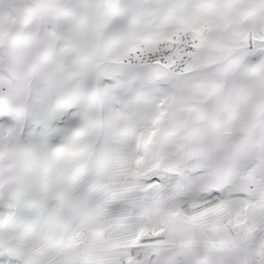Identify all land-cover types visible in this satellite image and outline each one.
<instances>
[{
	"label": "snow or ice",
	"instance_id": "snow-or-ice-1",
	"mask_svg": "<svg viewBox=\"0 0 264 264\" xmlns=\"http://www.w3.org/2000/svg\"><path fill=\"white\" fill-rule=\"evenodd\" d=\"M0 264H264V0H0Z\"/></svg>",
	"mask_w": 264,
	"mask_h": 264
}]
</instances>
